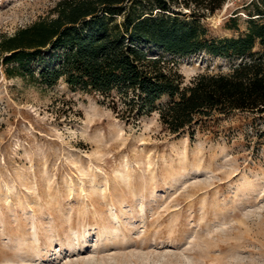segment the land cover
<instances>
[{
	"label": "rangeland",
	"instance_id": "rangeland-1",
	"mask_svg": "<svg viewBox=\"0 0 264 264\" xmlns=\"http://www.w3.org/2000/svg\"><path fill=\"white\" fill-rule=\"evenodd\" d=\"M61 1L0 0V38ZM252 1L204 23L235 37L225 22L239 16L245 31ZM165 59L185 84L232 64ZM112 107L63 81L8 78L0 60V264H264V123L215 115L191 139L156 113L133 123Z\"/></svg>",
	"mask_w": 264,
	"mask_h": 264
},
{
	"label": "trees",
	"instance_id": "trees-1",
	"mask_svg": "<svg viewBox=\"0 0 264 264\" xmlns=\"http://www.w3.org/2000/svg\"><path fill=\"white\" fill-rule=\"evenodd\" d=\"M228 0H63L55 17L0 38L8 78L110 99L123 120L159 115L165 131L195 139L215 115L249 113L264 123V0L225 22L235 37L218 38L206 18ZM160 53L153 58V54ZM206 53L232 61L228 72H205L189 84L165 54ZM175 66V65H173Z\"/></svg>",
	"mask_w": 264,
	"mask_h": 264
}]
</instances>
